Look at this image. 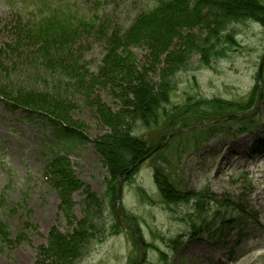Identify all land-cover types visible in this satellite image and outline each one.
I'll return each mask as SVG.
<instances>
[{"label": "rangeland", "instance_id": "1", "mask_svg": "<svg viewBox=\"0 0 264 264\" xmlns=\"http://www.w3.org/2000/svg\"><path fill=\"white\" fill-rule=\"evenodd\" d=\"M36 2L43 3L46 9L55 4L63 6L79 17L97 19L99 25L109 21L114 28L130 25L142 11L153 8L157 0H0V65L14 73L13 80L20 81L21 86L29 90L37 89L38 85L28 81V76L34 73L42 80L49 72L37 66L30 67L31 54H35L36 47L21 49L20 52L25 53L21 61L7 46L14 48L11 44L18 37L19 28L26 33L31 29L26 27L32 19L24 12L23 20L19 19V6L21 3L38 6ZM29 13L33 12L29 10ZM155 31V34H162V30ZM150 33L152 31L132 37L129 44L125 43L120 49L118 60L143 65L154 45ZM237 33L234 50L227 58L212 62V67H203L199 57L193 59L191 68L177 77L176 91L170 95L166 108L189 98H222L234 103L249 100L264 55V27L246 22L237 28ZM86 36L77 37L80 39L74 44L73 52L82 57L91 71H96L104 46ZM137 39L139 41H135ZM153 77L155 83H159L161 72L157 71ZM111 92L109 87L97 88L94 99L113 111H120ZM68 102L70 120H73L70 122L84 128L87 136L84 144H76L72 151L62 156L64 161L59 166L74 181L66 185L69 204L61 192L63 188L46 181L50 178L45 177L46 163L66 144L56 140L51 128L36 122V117L28 119L22 111H9L0 102V195L10 185V206L15 202L22 205L17 214L3 216L2 221L11 228V238L9 243L0 245V264L43 262L45 250L59 238L56 234L68 239L71 233H76L77 224L84 216L82 203L90 192L99 197L106 193L109 167L98 148V139L109 137L110 132L118 133L119 128L113 130L108 124L103 125L101 116L87 108L88 103L78 96ZM258 120L264 126V100ZM126 123L133 124L130 119ZM137 130L138 136L145 135V129ZM253 142L254 138L249 135L218 136L197 149L193 139L182 138L175 140L157 159V164L169 174V182L178 190L212 194L217 202L230 201L253 217L254 220H241L238 227H228L224 232L225 240L219 243L184 238L189 233V225L181 221L183 208L174 206L169 210L162 205L160 192L153 184L150 164L144 166L126 191L124 204L141 226L148 245L147 264H264V156L252 155ZM137 187H142L155 203L143 200ZM207 209L213 212L217 208L212 202ZM233 220L237 221L230 218L227 222ZM113 232L105 231L103 240L100 234L94 235L90 254L79 264H130L128 238ZM161 253L165 257H161Z\"/></svg>", "mask_w": 264, "mask_h": 264}, {"label": "trees", "instance_id": "2", "mask_svg": "<svg viewBox=\"0 0 264 264\" xmlns=\"http://www.w3.org/2000/svg\"><path fill=\"white\" fill-rule=\"evenodd\" d=\"M246 22L264 27V0H167L155 12L143 15L126 34L119 30L114 34L104 35L102 30L100 38L105 41V58L97 76H93L90 71L84 73L86 66L80 67L78 58L71 55L77 40V34L69 31L71 23L52 14L30 22L26 28L31 29L27 33L19 28L18 37L11 44L14 48L7 46L21 61L25 54L20 52L21 49L36 47L35 54H31L33 60L30 67L37 66L49 73L42 80H39L38 75L34 76V73L28 76V81L38 85L37 89L29 90L21 86L20 81L13 80L14 73L0 65V97L13 104L14 108L51 115L59 122L62 132L76 139L77 144L86 142L87 136L84 128L70 122L73 120H70L68 100L78 96L87 102L86 107L101 116L103 125L108 124L113 130L119 128L118 133L110 132L109 137L98 139V148L104 157V163L109 167V176L115 179L123 176L129 167L137 164L149 153L143 142L130 137L129 133L134 124L151 128L157 126L163 117L168 120L167 124H174L173 119L169 120L172 115L167 112L165 105L170 100L171 92L175 90L176 75L187 72L196 57L200 58L203 67H209L212 62L228 57L237 41V28ZM85 28L89 35L95 31L92 25H85ZM155 30H162V34H155ZM151 31L154 45L143 65H134L127 60L121 63L118 60L117 54L125 43L128 45L135 35ZM60 33L68 36L62 37ZM157 71L161 72L159 83H155L153 77ZM107 87L112 89L111 95L118 101L116 106L120 111H113L94 99L97 88ZM243 109L242 106L219 101L205 107L197 106V102L189 98L187 105L179 109L178 114L182 119H219L232 111ZM128 119L133 122L130 126L126 123ZM63 161V158L57 157L51 163L48 173L53 175L52 179L57 187L63 188L61 192L69 204L66 185H72L74 181L67 171L59 167ZM162 172L156 173V182L165 201L177 203L176 201L190 202L193 199L198 202L200 212L198 211L197 216L204 220L203 209L207 197L192 192L179 193L170 184L166 173ZM107 184V196H114L111 181ZM2 200L1 211L7 204L5 196ZM82 205L84 216L77 224L76 233H71L68 239L56 234L59 238L45 250L46 259L37 264H76L83 257L93 236L101 234L103 227L99 226L97 218L102 211V201L89 194ZM20 207L22 208L21 204H14L10 213L17 214ZM10 238L11 228L0 218V245L9 243Z\"/></svg>", "mask_w": 264, "mask_h": 264}]
</instances>
